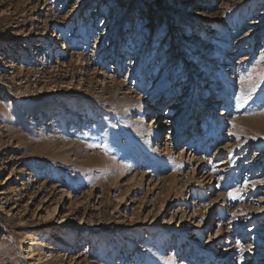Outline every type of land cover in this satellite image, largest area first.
<instances>
[{
  "label": "rangeland",
  "instance_id": "rangeland-1",
  "mask_svg": "<svg viewBox=\"0 0 264 264\" xmlns=\"http://www.w3.org/2000/svg\"><path fill=\"white\" fill-rule=\"evenodd\" d=\"M262 74L264 0H0V264H263Z\"/></svg>",
  "mask_w": 264,
  "mask_h": 264
},
{
  "label": "bare ground",
  "instance_id": "bare-ground-1",
  "mask_svg": "<svg viewBox=\"0 0 264 264\" xmlns=\"http://www.w3.org/2000/svg\"><path fill=\"white\" fill-rule=\"evenodd\" d=\"M208 16V15H207ZM202 17H204V18H208V17H206V16H202ZM113 66L115 67V69H118V63H114L113 64ZM204 76V75H203ZM203 83H204V81H203ZM204 87V84H202V78L200 77V78H198L196 81H195V83H194V90L193 91H195L196 92V90L198 89V88H201V87ZM202 90V89H201ZM201 90H199L200 92V97H201V102L200 103H198V107H199V109H198V111H196V108H194V109H190V110H187V114H186V116H187V120L188 119H190L191 120V129H190V131L189 132H187L186 133V136H184V134H185V132L183 133V132H181V131H179V134H178V138H177V140H178V142H179V144L183 141H185V139L188 137V136H191V135H193L194 133L192 132V128L194 127V125L196 126V121L197 120H195V119H198L199 118V116H203L202 117V119L204 118V116L206 115V111H207V108H208V105H209V103L211 102V100H208V96L206 95V92H204L203 90L201 91ZM194 92V93H195ZM199 95V94H198ZM167 96V95H166ZM197 96V95H196ZM221 98H226V101L228 100L227 99V97L226 96H223V97H221ZM220 99V98H219ZM223 101H225V100H223ZM204 103H206V104H204ZM224 103V102H223ZM202 104V105H201ZM218 104V103H217ZM226 105H227V107H226ZM229 104L226 102V103H224L223 104V110L222 111H225V114L227 113V111H228V106ZM203 106H205V108L203 107ZM197 107V108H198ZM215 107H213V109H214ZM196 111V112H195ZM222 114V113H221ZM198 125V124H197ZM218 125V124H217ZM220 123H219V125L217 126V127H220ZM212 128H214L215 127V124L213 123L212 125ZM219 129V128H218ZM218 129H216V130H218ZM175 139H176V137L174 138V140H173V142L175 141ZM179 140H181V141H179ZM196 140V139H195ZM211 142V141H210ZM209 142V143H210ZM178 145V143H176V145L175 146H173L172 148H171V150H170V153L172 152V150L174 149V147H176ZM199 146H197V148H198ZM180 148V147H179ZM178 148V149H179ZM174 151V150H173ZM173 153V152H172ZM174 153H176V152H174ZM173 153V154H174ZM180 153L181 152H179V154H178V157H180ZM160 158V161L161 162H163L165 159H168V160H170L168 157H166V156H160L159 157ZM175 159H173V160H171L172 162L174 161ZM55 213V212H54ZM53 213V214H54ZM51 214V213H50ZM47 237H49V231H45V232H35V233H33L32 235H30V237H29V243H28V245L27 246H25V248H24V255H25V258H26V261L28 262V264H39V263H41V261L45 258V257H41V256H39V252L40 251H42V249H40L39 247H38V245L39 244H43L44 243V241H45V238H47ZM197 241H195V247L196 248H198L199 247V245L196 243ZM219 250V249H218ZM146 252V257L147 258H151V252L150 251H145ZM48 258V257H47ZM199 264V263H198ZM200 264H204V258H202L201 260H200ZM264 264V263H263Z\"/></svg>",
  "mask_w": 264,
  "mask_h": 264
},
{
  "label": "snow or ice",
  "instance_id": "snow-or-ice-1",
  "mask_svg": "<svg viewBox=\"0 0 264 264\" xmlns=\"http://www.w3.org/2000/svg\"><path fill=\"white\" fill-rule=\"evenodd\" d=\"M262 75H264V74H262ZM248 78L250 79V77H248ZM244 79H245V77H242V78H241L242 81H243ZM245 102H247V100H245ZM228 195L230 196V198L235 199L236 196L238 195V191L235 192V193H229ZM241 250H243V249H241Z\"/></svg>",
  "mask_w": 264,
  "mask_h": 264
}]
</instances>
